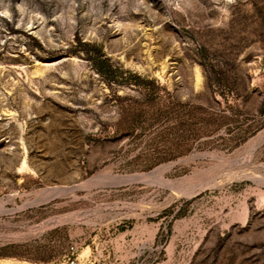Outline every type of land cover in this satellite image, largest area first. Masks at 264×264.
<instances>
[{"label":"rangeland","instance_id":"1","mask_svg":"<svg viewBox=\"0 0 264 264\" xmlns=\"http://www.w3.org/2000/svg\"><path fill=\"white\" fill-rule=\"evenodd\" d=\"M0 264H264V0H0Z\"/></svg>","mask_w":264,"mask_h":264},{"label":"bare ground","instance_id":"2","mask_svg":"<svg viewBox=\"0 0 264 264\" xmlns=\"http://www.w3.org/2000/svg\"><path fill=\"white\" fill-rule=\"evenodd\" d=\"M253 149V148H252ZM251 152V151H250ZM252 153V152H251ZM249 154H248V152H247V156H248ZM250 157V156H249ZM159 171V169H157V170H155V171H153V172H151L150 173V175H152V176H156L159 180H161V181H164L165 179H163V177H162V175L160 174V175H156V173ZM161 171V170H160ZM158 173H160V172H158ZM146 174V173H145ZM140 175V174H139ZM141 176V175H140ZM133 177V176H132ZM148 178V177H147ZM117 179V178H116ZM99 180V179H98ZM95 181V180H94ZM169 181V180H168ZM112 182V181H111ZM171 182V181H170ZM81 186V185H80ZM78 186H75V187H71V188H66V187H64V188H61L60 190H63V191H66V190H73V189H75V188H77ZM49 192V191H48ZM51 192V191H50ZM3 204V203H2Z\"/></svg>","mask_w":264,"mask_h":264},{"label":"trees","instance_id":"3","mask_svg":"<svg viewBox=\"0 0 264 264\" xmlns=\"http://www.w3.org/2000/svg\"><path fill=\"white\" fill-rule=\"evenodd\" d=\"M98 70H99V72H103V69H102L101 67H99V69H98Z\"/></svg>","mask_w":264,"mask_h":264}]
</instances>
